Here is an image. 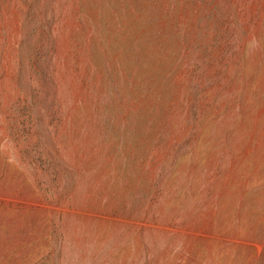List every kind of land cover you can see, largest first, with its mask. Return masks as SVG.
<instances>
[{"label": "rangeland", "instance_id": "1", "mask_svg": "<svg viewBox=\"0 0 264 264\" xmlns=\"http://www.w3.org/2000/svg\"><path fill=\"white\" fill-rule=\"evenodd\" d=\"M0 264H264V0H0Z\"/></svg>", "mask_w": 264, "mask_h": 264}]
</instances>
